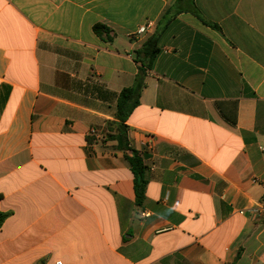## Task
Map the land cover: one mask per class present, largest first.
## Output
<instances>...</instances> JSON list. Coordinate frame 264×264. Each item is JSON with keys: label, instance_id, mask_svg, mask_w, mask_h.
Segmentation results:
<instances>
[{"label": "crops", "instance_id": "0c3cea01", "mask_svg": "<svg viewBox=\"0 0 264 264\" xmlns=\"http://www.w3.org/2000/svg\"><path fill=\"white\" fill-rule=\"evenodd\" d=\"M260 206L264 0H0V264H264Z\"/></svg>", "mask_w": 264, "mask_h": 264}, {"label": "trees", "instance_id": "16d2710c", "mask_svg": "<svg viewBox=\"0 0 264 264\" xmlns=\"http://www.w3.org/2000/svg\"><path fill=\"white\" fill-rule=\"evenodd\" d=\"M95 34L101 35L103 32H106L105 27L102 25H96L93 28ZM158 53L157 48V40L155 38H150L146 41L143 45L142 49L136 53V58L143 56V58H148L149 62L156 56ZM142 62V61H141ZM149 66V64H148ZM142 88V84L140 79H137L135 86L123 90L117 100V113L116 119L119 122L118 127V135L117 139V146L118 150H121L124 153L125 158L128 160L132 173H133V180H134V191H135V204L137 207L141 206L144 201V192L146 186V180L144 177V166L142 164V160L138 156V154L131 150L129 146L125 143V135H124V122L126 121L127 117L129 116L131 110L137 106L138 104V96L139 91ZM88 144H92L94 142L93 137L87 138ZM130 151V156L126 155V152ZM4 216L0 215V225L3 220Z\"/></svg>", "mask_w": 264, "mask_h": 264}, {"label": "built area", "instance_id": "2783aa9c", "mask_svg": "<svg viewBox=\"0 0 264 264\" xmlns=\"http://www.w3.org/2000/svg\"><path fill=\"white\" fill-rule=\"evenodd\" d=\"M148 27H150V24L148 23L145 26L139 27L137 34H141L145 32ZM92 134H95L94 131H92ZM254 212H259V213L264 214V206H260L257 210H254ZM240 214L242 213L240 212ZM56 264H61V262H56Z\"/></svg>", "mask_w": 264, "mask_h": 264}]
</instances>
